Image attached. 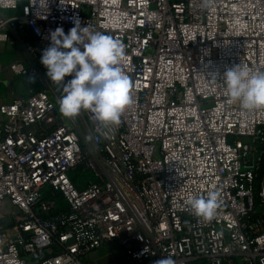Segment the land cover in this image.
Segmentation results:
<instances>
[{
  "label": "built area",
  "instance_id": "1",
  "mask_svg": "<svg viewBox=\"0 0 264 264\" xmlns=\"http://www.w3.org/2000/svg\"><path fill=\"white\" fill-rule=\"evenodd\" d=\"M46 3L0 0V44L25 54L6 69L39 85L0 95V202L15 210L0 217V264H264V108L242 111L222 80L236 64L264 71V0ZM77 21L123 45L118 124L59 110L41 54ZM209 191L206 219L187 200Z\"/></svg>",
  "mask_w": 264,
  "mask_h": 264
},
{
  "label": "clouds",
  "instance_id": "2",
  "mask_svg": "<svg viewBox=\"0 0 264 264\" xmlns=\"http://www.w3.org/2000/svg\"><path fill=\"white\" fill-rule=\"evenodd\" d=\"M37 0H32L35 5ZM40 7L45 9L46 0ZM49 46L42 51L41 64L51 83L63 85L59 110L65 117H75L82 109L91 110L104 124H118L131 103L130 81L118 67L123 53L121 42L110 35L81 27L79 21L65 33L62 27L49 32ZM219 73H213L215 79ZM71 79L65 82V77ZM227 97L239 103L242 111L264 108V71H253L236 64L222 75ZM219 193L189 196L187 203L197 216L210 219L218 206ZM155 264H175L162 257Z\"/></svg>",
  "mask_w": 264,
  "mask_h": 264
},
{
  "label": "crops",
  "instance_id": "3",
  "mask_svg": "<svg viewBox=\"0 0 264 264\" xmlns=\"http://www.w3.org/2000/svg\"><path fill=\"white\" fill-rule=\"evenodd\" d=\"M25 54L22 47L11 37L9 42L0 44V64L4 67V72L0 74V95L4 102H10L14 96L7 95V84H11L12 74L6 69L8 65L15 61H24ZM118 248L116 245H112L106 248H102L93 256H98L101 259V263L108 261L111 256H118Z\"/></svg>",
  "mask_w": 264,
  "mask_h": 264
},
{
  "label": "rangeland",
  "instance_id": "4",
  "mask_svg": "<svg viewBox=\"0 0 264 264\" xmlns=\"http://www.w3.org/2000/svg\"><path fill=\"white\" fill-rule=\"evenodd\" d=\"M4 72V71H3ZM2 72V73H3ZM11 73V72H9ZM12 74V73H11ZM7 95L5 96H19L27 92L30 87L39 86L37 82H29L28 80L19 79L12 74L11 84H7ZM15 210L10 200L5 198L0 202V217L6 218L14 215Z\"/></svg>",
  "mask_w": 264,
  "mask_h": 264
},
{
  "label": "trees",
  "instance_id": "5",
  "mask_svg": "<svg viewBox=\"0 0 264 264\" xmlns=\"http://www.w3.org/2000/svg\"><path fill=\"white\" fill-rule=\"evenodd\" d=\"M71 182L77 187V188H80L79 186V182L77 180V178L75 176H72L71 178ZM192 264H196V263H192Z\"/></svg>",
  "mask_w": 264,
  "mask_h": 264
}]
</instances>
